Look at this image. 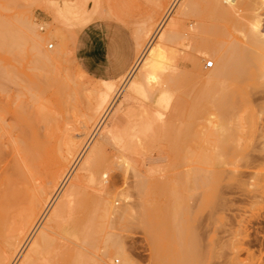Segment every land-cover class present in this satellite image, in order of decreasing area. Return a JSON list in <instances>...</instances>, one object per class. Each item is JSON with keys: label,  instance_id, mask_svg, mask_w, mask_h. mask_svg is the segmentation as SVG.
I'll list each match as a JSON object with an SVG mask.
<instances>
[{"label": "rangeland", "instance_id": "374dc122", "mask_svg": "<svg viewBox=\"0 0 264 264\" xmlns=\"http://www.w3.org/2000/svg\"><path fill=\"white\" fill-rule=\"evenodd\" d=\"M50 1H53L52 4ZM177 1L0 0L1 21L10 22L12 20L14 23V20H18L17 26L20 31L24 29L22 28L25 20L23 18L26 16V19L38 28L40 37H46L48 29L45 28L49 27L54 31L62 29L61 34L64 36L62 35L61 40H64L65 47L70 46L64 48L63 44L60 45V47L62 46L61 50L63 49L62 51L65 53L60 54L59 59L57 58L56 62L50 64L52 72L50 69L48 70L49 67L47 69H45L46 67L44 69L37 67L38 70L35 68L36 64L32 62L33 65H31V61L28 68L27 64L23 65L24 59L22 61L14 59V62L20 61L19 64L10 61V65L13 64L17 67L14 68L12 65L15 70L22 66L21 69L19 68L22 70L21 72L19 69L17 70L18 77H20L19 73H22L20 74L21 78H17L21 79V83L22 78H25L26 84H29L27 76L23 73L29 72V75L46 76L49 73L58 76L57 78L61 76L60 80L69 84L58 89L54 86H50L52 89L49 86L43 87V84L33 85L34 88L27 91L29 86L26 87L25 81L23 83L25 88L18 85L20 84L18 80L17 85L6 82L9 85L7 87L5 85L7 88L3 93L5 96L1 94L0 99L5 101L9 108L4 106L5 114L3 113L4 108L2 109L0 124L5 122L4 126L8 125L9 127L5 128L2 125L4 128L0 129V135L3 139L0 138V141L4 144L7 142V147H4L6 151H2L8 154L3 153L7 159L4 158L6 160L0 162V165H10L14 158V153L11 152L13 150L12 148L9 150L10 146L5 139L6 136L8 138L5 131L8 130L7 133H9L11 130V132L18 130L13 127L19 117H15L8 110L19 108V103L23 99L22 103H26L25 107L29 108V114H27L28 110L23 108L24 104L20 108L24 109V113L27 111L25 114L29 116L26 118L33 119L29 123L34 129H39L37 132L44 134L50 132L48 134L50 139L53 135V138L57 140V136L64 132L76 133L75 126L77 127V125L80 130L81 112L84 107L82 105L85 103L82 94L71 92L69 89L71 88L69 85H72L68 80L69 75H76L73 60L69 54L70 36L72 30L75 31V28L77 29L84 20L88 19L92 12L100 15L102 18L100 20L112 22L125 31L122 38L121 54L125 58L129 57L128 66L115 78L121 89H123L121 87L123 84L120 76L134 65L137 56L145 51L148 45L152 49L162 46L166 48L164 68L156 73V80L147 86L150 100L143 102L140 99L131 98L130 101H125L123 100L124 94L128 95V93L122 91L117 93L113 99L114 102L109 106L106 124L111 125L112 123H108L110 120L118 119V127L123 128L120 137L126 141L125 150L118 149L111 144L104 145V148L96 152V156L90 164L91 172L88 174L89 180H87L89 183L86 185L90 194L87 195V191L84 193L87 195H85L87 199L85 208L87 207V209L82 205L85 204L86 199H81V204L77 198L76 204L79 205L77 206L79 209L81 208V212L79 209L77 210V207L75 209L79 215L75 211L70 215L68 211L65 213V216H68L54 226L48 222L46 224V219L49 220L48 214L44 221L46 225L41 224V230H44L49 224L52 225L56 231L54 233L58 234L54 236L52 232L51 236H54L55 239L58 237V240L53 237L50 240L54 239V242H50L49 239L40 240L39 232L41 230L38 229V232H34L31 235L33 238L30 237L34 242L38 240L37 244L41 242V245H38L39 248L43 244V254L42 248L39 249L37 254H32V262L28 264H45L46 261L48 264H123L126 257L129 264H264V72L260 70L259 61L260 57L264 63V0L260 1L252 12L243 15L234 13L232 16L228 15L226 8L210 7L204 0ZM174 2L173 9L167 14ZM229 6V10L234 11V7ZM56 7L63 10L57 12ZM54 12H57L59 16H55L57 13L50 15ZM62 12L66 13V16ZM52 16L60 18V22L58 18L55 20ZM62 16H64V23L61 19ZM45 24H48V27H45ZM258 30L263 34L260 40L256 37ZM70 32L71 34H69ZM50 40L42 38V50L50 53L57 52L59 44L57 45L53 39ZM48 44L53 46L49 47ZM261 54L262 56H260ZM31 56L37 57V54L33 51ZM209 60L213 61L212 69L204 67V64ZM1 62L4 61L1 60ZM74 62H76L75 59ZM138 73L133 79L134 81L143 79L142 71H138ZM73 78L76 79V77ZM39 86L42 88L41 91H39ZM33 89H37L36 92L39 91L38 95L36 94L37 98ZM22 90L24 91L22 92ZM164 90L169 94L172 93L170 94L172 99L167 110H160L154 100L156 95ZM20 93L23 97L19 95ZM28 94L30 95L28 96ZM17 96L20 97H18L20 101ZM119 96H123V98ZM29 97H32L33 100ZM153 98L154 100H152ZM13 99L18 101L15 103L12 101ZM54 101L58 103L54 104ZM33 103H35V107L32 105ZM28 106L32 107L31 110ZM122 110H128L129 113L122 114ZM57 115L59 119H57ZM109 115L110 117H108ZM77 116L79 119H76ZM52 118L55 121H60L58 125ZM139 119H144L146 122L156 119L158 122L154 125L153 130L141 139V141L144 140L142 143L139 142L140 145L137 143L140 140L136 138V142L135 138L133 139L130 135V130L133 127L130 124ZM63 123L68 128H62ZM9 124L13 125L11 130ZM53 125L56 126L57 129L55 126L53 128L57 133L52 129ZM69 127L71 130L74 129L73 132L68 130ZM45 128L48 130L46 131ZM49 128L52 130L49 131ZM59 129L63 130L60 134L58 133ZM93 130L84 133L82 140L80 139L81 135H76L78 140H81V146L92 141L90 139H93L94 133H97ZM133 130L139 131V128ZM13 133V137L19 134L18 131L17 135L16 133L13 135ZM55 133L56 137H54ZM92 133L94 136L91 135ZM87 134L88 136L84 137ZM9 136L11 137V135ZM128 137L131 138L128 139ZM98 138L99 136H96L94 141ZM4 139L5 141H3ZM129 141H135V143L130 142L129 145ZM92 146L90 145V150ZM86 155L87 153L81 157L82 160L80 159L79 162L82 163L87 157ZM4 162L6 163L3 164ZM79 162L75 166L78 173H80L78 169L81 166ZM76 170L73 171L74 173L72 172L71 177L78 174ZM38 173L34 172L32 176H36ZM41 174H43L42 177H40ZM39 175L41 180L44 179L43 172H40ZM32 176H29L31 181L30 178L23 180L18 177V180L12 185L16 187L15 190L13 189L14 192L11 191L12 193L24 194L28 200L24 195H20V197H24L23 200L14 195L16 198L10 196V199L8 197L5 202L6 198L3 197L8 195L4 193L6 191L4 189L9 191V188L1 186L0 182V263L3 257L11 252L13 239L17 233L15 230H18L25 220L22 217L28 210V201L32 193L30 190L33 188L34 193V188L41 182H35V179H40L38 177L33 179ZM71 177L70 179H72ZM142 177H145L143 181H141ZM26 179L32 182L35 187L30 188L33 185L30 182L31 186L28 184L24 186L23 182L28 183ZM70 179L68 182L71 181ZM124 182H127V186ZM102 187L104 188L101 189ZM28 188L30 189L28 190ZM1 191L4 193L3 195ZM106 192H110L112 205L114 203L112 198H116L114 200L116 207L113 205L115 209L117 207L120 209L119 207L124 205L129 211L132 208L130 213L128 211L130 217L126 214L128 219L123 216L118 219L117 215H109L105 208L103 211L102 209L96 211L98 205L102 207L97 203L98 200L95 201V197L98 198L96 194L106 196L108 195ZM114 193L117 195L114 196ZM13 198H18L19 204L21 201L24 206L27 203L25 206L27 208L21 204L17 206L16 202L18 201H14ZM11 203L16 205L15 208ZM95 203H97L96 207ZM99 206L98 208H100ZM20 209L22 212H19ZM93 209L97 212L96 214L93 213ZM91 210L94 215L91 214ZM21 213L24 214L22 217ZM74 213L77 217L74 216ZM83 217H86L84 220L88 218L87 221H91V223L88 222V224L90 223L89 228L94 226L95 230L91 228L94 231L89 228L83 229L84 227L80 226L87 222L82 221ZM21 218L22 221L17 226V221ZM75 227H77L76 229L82 228L80 231L82 240L75 238L79 235L76 234ZM93 232H95L94 237L91 235ZM88 234L94 239L91 244L92 239H86L89 237ZM34 235H36L35 238ZM31 239L28 241L29 245L33 242ZM47 241L50 244L54 243L53 247ZM61 242H63L62 245ZM28 243L26 242L23 250H20L23 252L18 253L21 255L17 254L16 262L13 261L14 264L17 262L21 264V260H24L23 255L30 251L31 245L29 246ZM47 243L51 247H48ZM27 246H29L28 249ZM73 247L79 248V259L74 258L76 252ZM35 256H38V259H44V262L39 261V263Z\"/></svg>", "mask_w": 264, "mask_h": 264}, {"label": "bare ground", "instance_id": "6f19581e", "mask_svg": "<svg viewBox=\"0 0 264 264\" xmlns=\"http://www.w3.org/2000/svg\"><path fill=\"white\" fill-rule=\"evenodd\" d=\"M25 1V0H24ZM55 1V0H54ZM177 1V0H176ZM206 3H207V5L208 6H210V7H215V8H226L227 10H228V15L230 16H232V14H236V13H239V14H247V13H249V12H252L258 5H259V3H260V1H262V0H236V1H234V2H226L225 0H204ZM49 2V1H48ZM47 2V3H48ZM51 2H53V1H50V3ZM178 2V1H177ZM58 3V2H57ZM61 3V2H60ZM59 3V4H60ZM52 4V3H51ZM54 5L56 4V3H53ZM174 4H175V2L171 5V7L169 8V10H168V13L167 14H169V12L171 11V9H173V6H174ZM10 5H12V4H10ZM229 5H231L232 7H234V11H230L229 10ZM4 6V5H3ZM5 6H6V4H5ZM13 7V6H12ZM51 7H52V5H51ZM50 7V8H51ZM61 8L63 7L62 5L60 6ZM57 8V7H56ZM59 9V7L57 8V12H58V10H59V12H61V10H63V9ZM5 9V8H4ZM25 9V8H24ZM29 9V8H28ZM53 10V9H52ZM12 11V10H11ZM21 11V10H20ZM19 11V12H20ZM24 11V10H23ZM54 11V10H53ZM18 12V13H19ZM51 12V11H50ZM57 12H54V14H51L50 13V15H55V13H57ZM64 12V11H63ZM62 12V13H63ZM53 13V12H52ZM64 14V13H63ZM66 14V13H65ZM64 14V15H65ZM166 14V15H167ZM28 15V14H27ZM165 15V16H166ZM30 16H31V14H30ZM55 16H59L58 15V13H57V15H55ZM55 16H52L53 18H55ZM66 16V15H65ZM61 17V16H60ZM63 17L64 16H62V20H63ZM167 17V16H166ZM166 17H165V19H166ZM28 18H30L29 16H28ZM58 18V17H57ZM57 18H55V20H57ZM66 18V17H65ZM12 19V18H11ZM23 19H25V20H27L26 19V16H25V18H23ZM59 19V22H60V18H58ZM165 19H163V20H165ZM229 19H231V18H229ZM23 21L24 23H23V25H22V28H24L23 30L21 29L20 31H19V28H18V26H17V23H19L18 22V20L17 21H15L14 20V23L12 22V20L9 22H6V21H1L0 20V62H1V60L2 61H4V62H1L0 63V95L1 94H3V93H5L6 92V90H7V85H9L8 83L6 84V82H9V83H11L12 82V85L15 83H18L20 80H18L19 78H21V75L20 74H22V73H19V76L20 77H18L17 75V73H18V69L20 68L21 69V65L23 64V65H26L27 64V66L28 65H30L29 64V62L31 63V65H33L32 64V62L34 63V64H36V67L35 68H43L44 69V67H46L45 69H47L48 67V70L50 69H52V68H50V64L51 63H53L59 56H60V54H64L65 53V51L63 52L62 50H61V48H62V46L60 47V45H62L63 44V47L64 48H66V47H70V46H64V40H61V38H62V35L63 34H61L62 32H63V30L62 29H56L55 31L53 30V29H50L47 25L48 24H45V27L47 26L48 28H45V29H48L47 30V34H46V37L44 36H42V37H40V35H39V32H38V28H36V26H34L33 24H32V22H29L28 20L27 21ZM232 20V19H231ZM57 22V21H56ZM65 21L63 20V23H64ZM50 23V22H49ZM20 24H22L21 22H20ZM37 25V24H36ZM50 26V25H49ZM65 26V25H64ZM20 27H21V25H20ZM44 27V26H43ZM63 27V26H62ZM61 27V28H62ZM70 27V26H69ZM63 28H66V27H63ZM152 29V28H151ZM154 29V28H153ZM61 31V32H60ZM46 32V31H45ZM79 32V29H76L75 28V31H73L72 30V34H71V32L69 33V34H71V36H70V38H71V48L69 49L70 50V53L69 54H71V57H72V60H73V64H74V67H75V71H76V75H72L73 77H76V79L75 78H73L72 76H70L69 75V78H68V80H69V82H71L70 84H72V85H69L71 88H69V89H71V92L73 91H75V93L76 92H79V94H82L83 95V97H84V103H85V105H82V107H83V112H81V120H80V130H79V127H78V125H77V127L75 126V128H74V126H72V128H74L75 129V132L76 133H74L72 130H74V129H72L71 130V128L69 127V129L68 130H70V132L72 131L73 133H67V132H64V134L62 133V131L63 130H61L60 131V129H59V134H60V132L62 133V134H60V136H57L58 137V139L56 140V138H53V135H52V133H51V135H52V137H51V139H50V137L48 136V134H50V132H48V134H44L43 132L42 133H39V132H37L38 130L37 129H34L33 127H32V124L31 123H29L30 122V120H33V119H28V118H26V117H28L29 115H26L25 113L27 112V111H25V113H24V109L26 108V110H28L29 108H27V106L25 107V104L26 103H22L23 102V100H19V96H17V98H18V100L20 101V106L22 105V104H24V106H23V110H22V108H20V106H19V108L17 107L16 109H11L10 108V111L8 110V112H11L12 114H14L15 115V117H19L18 118V121H16L15 123H16V125L13 127V125H11V124H9L10 125V130H11V128L13 127V128H15L16 127V129H18V130H15V131H13V132H15L16 133V135H17V131L19 132V134H18V136H15V137H13L12 136V133L13 132H11L10 130V132L9 133H7L8 132V130L7 131H5V133L6 134H8V138H7V136L5 137V139H7V141H8V146H10L9 147V150H11L10 148H12V150L13 151H11L12 153H14V158L12 159V162H11V164L10 165H0V172H1V174H0V182H1V186H7L8 188H9V191H8V189H4V190H6V191H4V193L5 194H7L8 196H5V197H3V198H6V199H4V201L5 202H7V200H8V197H9V199H10V196L11 197H18L19 199L20 198H22V197H20V195H21V193H19L18 191V195H17V193H12L11 191H13V189L14 188H16V187H13L12 185H14L15 184V182H16V180H18L17 178L19 177V179L20 178H22L23 180H24V178H30L29 176H32V175H34L33 173L34 172H43L44 174H45V177H43L44 179H40L38 176H40L39 175V173H38V175H36V176H32L33 177V179H34V177L36 178V177H38V179H40V180H37V179H35V182H37V183H39V181H41L37 186H36V188H34L35 190H34V193H33V188L32 187H35L34 186V184L32 183V182H30L31 181V178L28 180V179H26V180H28V183H26V182H23V184H24V186L26 185V184H28V186L30 185L31 186V184H29V182L30 183H32L33 185L30 187V188H32L31 190H30V192H32L33 193V195H32V193H31V196L29 197V204H28V210H27V213L25 214L26 215V217H24L25 215L23 214V213H21V217H22V215H24L22 218L24 219L25 218V220H23V224L20 222V221H22V218L21 219H19V221H17L18 222V224H17V226L21 223V227H19V229L18 230H15V231H17V233L15 234V236H14V239H13V245L11 246V252H9L7 255H5L4 257H3V260H2V262L0 263V264H14V262H16V260L17 259H15V258H17V254L18 253H20L21 251V249L24 247V245H26V242L28 243V241L31 239V235L34 233V232H38L37 230L39 229V230H41L42 228H41V224H44V225H46V224H48V223H51V224H53V226L56 224V223H60V222H62L61 220L64 218V217H66V216H68V215H66L65 216V213H67L68 211H69V213H70V215L75 211V213L76 212H78V211H76V209H75V207H77V206H79V205H77L76 204V200H77V198H78V202L80 201V203L82 202L81 201V199L83 200V198L84 199H86V196L88 195V194H90V190H87L86 188H88L86 185L89 183V181H87V180H89L88 179V174H90V172H91V166H90V164H91V161H92V159L96 156V152L99 150H101L102 148H104V145H113V146H115V147H117L118 149H124L125 150V148H126V141H124L121 137H120V134H121V131H122V129L123 128H120V127H118V124H117V120L118 119H112V120H110L108 123H112L111 125H107L106 124V120H108V118H107V115H108V110H109V106L111 105V103L112 102H114V100L113 99H115V96L117 95V93L118 92H122L123 91V93H124V91H127L126 93H128V95L127 94H124L125 96H124V99L123 100H125V101H130L131 100V98H137V99H140V100H142L143 102H146V101H149L150 100V93H149V91H148V89H147V86L148 85H150V84H152L155 80H156V73L158 72V71H161V70H163V68H164V64H165V59H166V48H165V46L163 47H159V48H149V45L147 46V48L145 49V51H143L142 53H140L139 55H138V58H137V60H136V62H135V64H134V66L132 67V69L121 79V82H122V88L123 89H121V88H119V85H117L118 83L116 82V81H114V82H108V81H98V80H94V79H92V78H90V77H88L87 75H85L82 71H81V69L79 68V66H78V64L76 63V62H74V58H73V44H74V40H75V37L77 36V33ZM144 32V31H143ZM145 34V33H144ZM137 35V34H136ZM64 36V35H63ZM67 36V35H66ZM144 37H145V35H144ZM256 37L257 38H259V40L263 37V34H262V31H256ZM42 38L43 39H45V38H49V39H53V41L55 40L56 41V43H57V45L59 44V47H58V51L57 52H52V53H50V52H45V51H43L42 50V48H41V40H42ZM77 39V38H76ZM145 39V38H144ZM50 40V41H51ZM61 40V41H60ZM48 41V40H47ZM44 42V41H43ZM62 42V43H61ZM31 45H32V47H31ZM43 45H44V43H43ZM49 45V44H48ZM144 45V44H143ZM163 45V44H162ZM53 45H49V47H52ZM59 48H60V50H59ZM33 51L37 54V57H35V56H31V52L33 53ZM60 51H62L61 53H60ZM141 51H142V49H141ZM68 54V55H69ZM34 55V54H33ZM67 55V56H68ZM63 56V55H62ZM260 56H262V54L260 55ZM33 57H35V59H33ZM16 59H21V61L24 59L25 60V62H26V59L28 60L26 63L24 62V60H23V63L21 64V65H19V66H21V67H18V69L17 70H15L14 68H17V67H15L13 64V66H14V68H13V66L12 65H10L9 63H10V61H13V63H17V61L16 62H14ZM59 59V58H58ZM259 61H260V70H261V72H264V63H263V61H262V59H260V57H259ZM20 62V61H19ZM19 62L17 63V64H19ZM56 62V61H55ZM4 63V64H3ZM10 65V66H9ZM17 66V65H16ZM26 66V67H27ZM73 66V65H72ZM28 68H29V66H28ZM32 68V67H31ZM37 68V69H38ZM213 68V66L211 67V68H209V69H212ZM19 69V72H21L22 70H20ZM26 69V71H27V68H25ZM24 69V70H25ZM33 69V68H32ZM36 69V70H37ZM56 69V68H55ZM54 69V70H55ZM31 70V69H30ZM29 70V71H30ZM39 70V69H38ZM53 70H51V72H52ZM138 71L140 72V71H142V76H143V79L141 80V81H134L133 79L139 74L138 73ZM26 76H27V80H28V82H29V84L27 85L26 84V82L27 81H25L24 79L25 78H22V83H21V81L19 82L20 84H18L19 86H21V87H23L24 86V88H25V84H26V87H28L29 86V88L27 89V91L28 90H30V89H32V87H33V85H39V84H43V87L44 86H54V87H57V89L58 88H64V86L66 85V84H69V83H65V81H62V80H60V78H62L61 76L59 77V78H57L56 76H54V75H51V74H47L46 76H42V75H40V74H38V75H35V74H32V75H29L28 73L29 72H23ZM35 73V72H34ZM55 73V72H54ZM137 73V74H136ZM60 74V73H59ZM66 74V73H65ZM57 75V74H56ZM68 75V74H67ZM63 76V75H62ZM23 77V76H22ZM18 78V79H17ZM64 79H65V77H64ZM17 80H18V82H17ZM24 81H25V84L23 85V83H24ZM66 81H67V79H66ZM120 81V80H119ZM22 84V85H21ZM5 85H6V87H5ZM11 85V84H10ZM17 85V84H16ZM38 87V86H37ZM40 87V86H39ZM50 87V88H51ZM68 87V85L66 86V88ZM34 88V87H33ZM48 88V87H47ZM26 89H24L25 90V92H26ZM39 89V88H38ZM52 89V88H51ZM73 89V90H72ZM24 90H22V92L24 91ZM34 91H35V93L34 92H30V93H34L35 94V96H36V94L38 95V92L39 91H41L42 90V88L40 87V90L39 91H37L36 92V90L35 89H33ZM28 92V93H29ZM43 92H45L44 90H43ZM47 92V91H46ZM18 93V92H17ZM27 93V92H26ZM25 93V94H26ZM8 94V93H7ZM47 94V93H46ZM170 94H172V93H170ZM169 94V92L168 91H166V90H164L163 92H160V93H158L157 95H156V97H155V100H154V98L152 99V100H154V102H155V104H157L156 106H158L159 107V109L160 110H167L168 109V107H169V105H170V102H171V99H172V95H170ZM4 96H5V94H3ZM20 96H21V93L19 94ZM27 95V94H26ZM30 94H28V96H29ZM61 95V94H60ZM119 95V94H118ZM9 96V98H10V95H8ZM27 96V97H28ZM41 96V95H40ZM50 96V95H49ZM66 96H67V94H66ZM21 97H23V96H21ZM26 97V96H25ZM59 97V96H58ZM119 97H121V96H119ZM8 98V99H9ZM32 98V97H31ZM30 97H29V99H31ZM36 98H37V96H36ZM48 98V97H47ZM51 98V97H50ZM56 98V97H55ZM60 98V97H59ZM121 98H123V96L121 97ZM5 99V98H4ZM6 99H7V97H6ZM5 99V100H6ZM22 99V98H21ZM38 99H39V97H38ZM117 99V98H116ZM17 100V99H16ZM17 100V101H18ZM32 100H33V98H32ZM58 100H60V99H58ZM62 100V99H61ZM12 101H14V99L12 100ZM17 101H14L15 103L17 102ZM117 101H119V100H117ZM14 102H13V104H14ZM55 102V101H54ZM54 102H52V103H54ZM115 102H116V100H115ZM4 103V104H3ZM17 103V104H18ZM28 103V102H27ZM38 103V102H37ZM56 103H58V102H55L54 104H56ZM117 103V102H116ZM61 104V103H60ZM7 105V106H6ZM10 105H12L11 103H10ZM29 105V104H28ZM31 105V104H30ZM32 105H34V107H35V103H33ZM38 105V104H37ZM7 107V108H9L8 107V104L7 103H5V101L3 102V100H1L0 99V113L2 112V109L4 108V110H3V113L5 114V107ZM17 106V105H16ZM15 106V107H16ZM116 106V105H115ZM115 106H113V107H115ZM28 107H30V110H31V106H28ZM49 107H50V104H49ZM112 107V106H111ZM157 107V108H158ZM39 108V107H38ZM80 108V107H79ZM111 109V108H110ZM115 109V108H114ZM131 109V108H130ZM33 110V109H32ZM35 111V110H34ZM36 111H38L37 109H36ZM58 111V110H57ZM111 111V110H110ZM113 111V110H112ZM29 110H28V113L27 114H29ZM64 112V111H63ZM129 113V111L128 110H126V111H124V110H122V114H126V113ZM139 112H140V110H139ZM161 112V111H160ZM2 113V114H3ZM35 113V112H34ZM45 113V112H44ZM112 113V112H111ZM142 113V112H141ZM180 113V112H179ZM41 114H42V112H41ZM55 114V113H54ZM26 115V116H25ZM40 115V114H39ZM72 115H73V113H72ZM142 115V114H141ZM161 115V114H160ZM10 116V115H9ZM12 116V115H11ZM49 116V115H48ZM55 116H56V114H55ZM54 116V117H55ZM139 116H140V113H139ZM59 116L57 115V119H59L58 118ZM108 117H110V115L108 116ZM5 118V117H4ZM9 118H11V117H9ZM45 118V117H44ZM43 118V119H44ZM78 118V116L76 117V119ZM36 119V118H35ZM48 120H49V118H47ZM54 118H52V120H53ZM76 119H75V121H76ZM79 119V118H78ZM29 120V121H28ZM54 121H55V119H54ZM69 121V120H68ZM79 121V120H78ZM43 122V121H42ZM46 122H47V120H46ZM50 123H52L51 121H49ZM55 122H57V125H58V123L60 122H58V120L57 121H55ZM44 123V122H43ZM50 123H48V124H50ZM158 122H157V120L156 119H153V120H150L149 122H146L144 119H139V120H135V121H132V124H130V125H132L133 127L131 128V130H130V135H131V137L134 139L135 138V140H136V138H138L137 140H140V141H138L137 142V140H136V142L137 143H142V141L144 140H142L141 141V139L142 138H145L144 136H147L152 130H153V127H154V125H156ZM4 124H5V122H3V123H1L0 125V129L1 128H6L8 125H5L4 126ZM13 124V123H12ZM31 124V125H30ZM47 124V127H49V125ZM52 124H54V123H52ZM67 124V123H66ZM74 124H76V123H74ZM4 127H3V126ZM39 125V124H38ZM45 125V124H44ZM46 126V125H45ZM55 125H53V126H51L52 127V129H54L53 127H54ZM9 127V126H8ZM7 127V128H8ZM58 127V126H57ZM36 128V127H35ZM55 128H56V126H55ZM62 128H68V126L66 127L65 125H64V123H63V127ZM135 128H139V131H135V130H133V129H135ZM46 129V128H45ZM52 129H50L49 128V131L50 130H52ZM57 129V128H56ZM95 130V131H97V133L95 134L94 133V135H93V133L91 134V135H93L94 136V138H96V136H99V138H98V140L97 139H95V141H94V138L93 139H90V140H92V141H90V143L88 142V143H86V144H83L82 146H81V140H82V135L84 134V133H86L87 131H92V130ZM14 130V129H13ZM48 129H46V131H47ZM55 130V129H54ZM67 130V131H68ZM79 130V131H78ZM93 130V131H94ZM58 131V130H57ZM41 132V131H40ZM45 132V131H44ZM52 132V131H51ZM55 132H56V130H55ZM89 132V133H90ZM1 133V132H0ZM15 133H13V135L15 134ZM57 133V132H56ZM56 133H55V136L54 137H56ZM123 133V132H122ZM126 133V132H125ZM128 134V133H127ZM3 135H5L4 133H3ZM9 135H11V137L9 136ZM76 135L78 136V135H81V137H80V141L78 140V137H76ZM85 136H88V134L87 135H84V137ZM13 137V138H12ZM131 137H128V139L129 138H131ZM0 138H1V140L3 139V137L0 135ZM5 139L3 140V141H5ZM132 139V140H133ZM53 140V141H52ZM55 140V141H54ZM97 140V141H96ZM131 140V141H132ZM57 141H59V142H57ZM131 141H129V145H130V142ZM93 142V143H92ZM134 143H135V141H133ZM133 142H131V143H133ZM7 143V142H6ZM6 143L4 144V142H2V141H0V162L2 163L3 162V160H4V158H6V157H4L3 156V153L4 154H6L7 152H4V151H2V150H5V146L7 147V145H6ZM92 143V144H91ZM140 143H139V145H140ZM90 145L92 146V149L90 150ZM138 145V144H137ZM90 147V148H89ZM128 147V146H127ZM88 148H89V152H88ZM6 151V150H5ZM87 151V152H86ZM12 153H11V155H12ZM85 153H87V157H85L84 158V160L82 161V163L81 162H79V160L81 159V157L83 156L84 157V155H85ZM8 154V153H7ZM9 155H10V153H9ZM6 156V155H5ZM13 156V155H12ZM3 157V158H2ZM12 158V157H11ZM7 159V158H6ZM5 159V160H6ZM4 160V161H5ZM9 160V159H8ZM82 160V159H81ZM81 163V166H80V169H78V170H80V173H78L77 172V170L75 169L76 167V164L77 163ZM6 162H4L3 164H5ZM76 170V172L78 173V174H75V176L74 177H71L72 176V174L74 173L73 171H75ZM73 172V173H72ZM43 176V174H41V176L40 177H42ZM70 177L72 178V179H70ZM145 177H142L141 178V181H143V179H144ZM32 179V180H33ZM69 179L71 180L70 182H68L69 181ZM25 180V181H26ZM22 181V180H21ZM34 181V180H33ZM127 181V180H126ZM128 182V181H127ZM126 182V183H127ZM18 183V182H17ZM68 183V184H67ZM125 183V182H124ZM125 183V184H126ZM11 184V186H9ZM21 184V183H20ZM67 184V185H66ZM22 185V184H21ZM95 185V184H94ZM93 185V186H94ZM27 186V187H28ZM95 186H97V185H95ZM126 186H127V184H126ZM11 187V188H10ZM13 187V188H12ZM124 187V186H123ZM30 188H28V190L30 189ZM92 188H94V187H92ZM96 188H100V187H96ZM104 187H102L101 189H103ZM111 188V187H110ZM109 189V188H108ZM15 190V189H14ZM19 190V189H18ZM97 190V189H96ZM109 190H112V189H109ZM2 191H3V188H2ZM2 191H1V193H2ZM86 191H87V193H86ZM93 191H95L94 189H93ZM101 191V190H100ZM10 192V193H9ZM14 192V191H13ZM23 192V191H22ZM29 192V191H28ZM89 192V193H88ZM96 192V191H95ZM108 192V191H107ZM106 192V193H107ZM4 193H2V195L4 194ZM23 193H26V192H23ZM84 193H86V194H84ZM98 193V192H97ZM101 193V192H100ZM110 193V192H109ZM109 193H107L108 195H106V196H99L100 194H96L97 196H98V198L97 197H95L96 198V200L95 201H97L98 200V204H100L102 207H100L99 205V207L100 208H98V206H97V208H96V211H98V209H102V211L104 210V208H105V211L107 212V214H109V215H117V218L119 219V218H122V216H123V218H126V219H128V214L130 213V211H131V209L132 208H130V211L129 210H127L128 208L127 207H124V206H121L122 208H124L125 210H126V212H125V210L123 211V209L121 208V207H119L120 209H115V207H116V205H115V203H116V201H114L115 199H113L112 198V200H113V205L115 206H113L112 205V203H111V196H110V194ZM13 194V195H12ZM28 194V193H27ZM91 194H94V193H91ZM104 194V193H103ZM15 195V196H14ZM24 195V194H23ZM23 195H21V196H23ZM84 195V196H83ZM86 195V196H85ZM112 195V194H111ZM115 195H117V193L115 194L114 193V196ZM29 196V195H28ZM91 196V195H90ZM89 196V197H90ZM15 197V198H16ZM24 197H25V195H24ZM23 197V198H24ZM82 197V198H81ZM91 197H93V196H91ZM100 197V198H99ZM120 197V196H119ZM118 197V198H119ZM14 199L13 198V200L15 201V200H19V199ZM23 198H22V200H23ZM94 198V199H95ZM118 198H117V200H118ZM25 199H27L28 200V198H26L25 197ZM24 199V201L26 202V200ZM101 199V200H100ZM102 201L101 203H100V201ZM9 202V201H8ZM10 202H12V201H10ZM24 202V203H25ZM14 203V202H13ZM16 203H18L19 204V201L18 202H16ZM79 203V204H80ZM87 203V199H86V202H85V204L83 203H81L82 205H84V208H85V206L87 205L86 204ZM97 203H95V207H96V205H97ZM118 203V202H117ZM12 204V203H11ZM15 204V203H14ZM18 204H16L17 206H20V204H21V201H20V204L18 205ZM26 204L27 203H25V206H26ZM104 204V205H103ZM8 205V204H7ZM13 205V204H12ZM15 205V206H16ZM76 205V206H75ZM81 205V206H82ZM91 205V204H90ZM11 206V205H10ZM9 206V207H10ZM14 206V205H13ZM15 206H14V208H15ZM21 206H23L24 208H27V207H25L24 206V204H21ZM104 206V207H103ZM119 206V205H118ZM127 206V205H126ZM17 208V207H16ZM75 209V210H74ZM79 208L77 207V210H78ZM81 209V208H80ZM80 209H79V212H81L80 211ZM85 209H87V207L85 208ZM12 210V209H11ZM18 210V209H17ZM21 211H19V212H22V209H20ZM119 210V211H118ZM120 210H122V212H120ZM134 210V209H133ZM132 210V211H133ZM13 211V210H12ZM15 211V210H14ZM72 211V212H71ZM82 211H83V209H82ZM89 211H90V209H89ZM94 209H93V213H97ZM100 212H101V210H99ZM104 211V212H105ZM128 211H129V213H128ZM85 212V211H84ZM99 212V213H100ZM24 213H25V211H24ZM74 213V216H76L77 217V215L76 214H78V213H76L75 214ZM83 213V212H82ZM88 213V212H87ZM92 213V210H91V214H93ZM98 213V214H99ZM123 213H125L124 215H123ZM132 213H134V212H132ZM16 214V213H15ZM14 214V215H15ZM49 214V215H48ZM126 214L128 215V216H126ZM47 215L49 216V220L47 221ZM79 215V214H78ZM87 215V214H86ZM94 215V214H93ZM102 215V214H101ZM130 215H134V214H130ZM89 216H91V215H89ZM18 217H20L19 215H18ZM45 217L47 218L46 219V221H45ZM79 217V216H78ZM96 217V216H95ZM112 217V216H111ZM130 217V216H129ZM84 218H86V217H83V218H81L82 219V221H87V219L86 220H84ZM93 218V217H92ZM110 218V217H109ZM43 220V222H41ZM93 220V219H92ZM121 220V219H120ZM44 221L46 222V224L44 223ZM78 221V220H77ZM80 221V220H79ZM48 222V223H47ZM88 222H90L91 223V221L90 220H88L86 223H87V225H80L81 227L83 226L84 228L83 229H88L90 226H89V224H88ZM81 223V222H80ZM76 224V223H75ZM77 225V224H76ZM92 225V224H91ZM12 226H13V224H12ZM53 226L52 225H48V226H46L45 227V229L44 230H41V232H39V234H40V236H39V238H40V240H48L49 239V241L50 242H54V236H56L58 233H54V232H56L55 230H54V228H53ZM63 227V226H62ZM12 228V227H11ZM17 228V227H16ZM77 227H75V232H76V234H79L78 236H76L75 238L76 239H81L82 240V237H81V235H80V231H82L81 229H80V227H78V229H76ZM91 228H94V226L93 227H91ZM91 228H89L90 230H92ZM14 229V228H13ZM12 229V230H13ZM56 229V228H55ZM80 229V230H79ZM94 230H95V228H94ZM94 230H92V231H94ZM53 232V234H54V236H51V233ZM65 232V231H64ZM70 233V232H69ZM95 232H93L91 235H92V237H94L93 236V234H94ZM56 234V235H55ZM66 234V233H65ZM82 234V233H81ZM90 234H88L87 236H89ZM31 236V237H30ZM35 236L36 235H34V238H35ZM70 236H72V235H70ZM86 236V237H87ZM29 237H30V239H29ZM38 237V236H37ZM36 237V238H37ZM54 238V239H52V240H50V238ZM85 237V236H84ZM85 237V238H86ZM92 237L91 236H89V237H87L86 239L87 240H89L90 238L92 239ZM33 238V237H32ZM122 238V237H121ZM29 239V240H28ZM57 240H58V237L56 238ZM55 239V240H56ZM62 240H63V238H61ZM60 239V240H61ZM32 240V239H31ZM68 240V239H67ZM94 239H92L91 241H90V244L91 243H93L92 241H93ZM33 242H34V240H32ZM49 241H47L48 243H49ZM31 242V246L29 245V243H28V245L30 246V248H29V252L27 253H25L24 255H23V257H24V260H21V264H28V263H30V262H32V254H37L38 252V250L39 249H41L42 248V254H43V244H42V247L41 248H39V246L38 245H41V242H39L38 244H37V242H38V240L36 241V242ZM73 242V241H72ZM77 242V241H76ZM82 242V241H81ZM84 242H85V239H84ZM122 242V241H121ZM32 243H33V245H32ZM43 243V242H42ZM47 243V244H48ZM50 244V243H49ZM49 244L47 245L48 247H51L52 246V244L54 245V243H51L50 245L51 246H49ZM61 245L63 244V242H61L60 243ZM76 244V243H75ZM88 244H89V241H88ZM58 245V244H57ZM87 245V244H86ZM29 246H27V249H28V247ZM80 246V245H79ZM26 247V246H25ZM53 247V246H52ZM76 248L77 247H73V249H75L74 251L76 252V255L74 254V258H76V259H79V248H77V251H76ZM234 249H237L236 247H234ZM23 250V249H22ZM36 250V251H35ZM73 251V252H74ZM23 252V251H22ZM21 252V253H22ZM34 252H36V253H34ZM40 253V252H39ZM51 253V252H50ZM77 253H78V255H77ZM19 255H21V254H18V256ZM39 255H41V254H39ZM47 257V256H46ZM19 258V257H18ZM35 258H39L38 256L36 257L35 256ZM40 258H42L41 256H40ZM127 258V257H126ZM125 258V260H123V264H129L128 263V261H127V259ZM23 259V258H22ZM34 259V258H33ZM44 259H38L37 261L39 262H41L42 263V261H43ZM14 261V262H13ZM13 262V263H12ZM23 262V263H22ZM39 262V263H40ZM44 262V261H43ZM37 263V262H36ZM17 264H20V263H18L17 262ZM45 264H48L47 263V261H46V263ZM53 264V263H52Z\"/></svg>", "mask_w": 264, "mask_h": 264}, {"label": "crops", "instance_id": "0c3cea01", "mask_svg": "<svg viewBox=\"0 0 264 264\" xmlns=\"http://www.w3.org/2000/svg\"><path fill=\"white\" fill-rule=\"evenodd\" d=\"M100 19H102L100 15L92 12V15L78 26L79 32L74 40L73 55L81 71L88 77L98 81L114 82L128 66L129 57L125 58L121 54L125 31L112 22ZM133 66L120 78H123Z\"/></svg>", "mask_w": 264, "mask_h": 264}, {"label": "built area", "instance_id": "2783aa9c", "mask_svg": "<svg viewBox=\"0 0 264 264\" xmlns=\"http://www.w3.org/2000/svg\"><path fill=\"white\" fill-rule=\"evenodd\" d=\"M226 2H234V1H236V0H225ZM213 66V61L212 60H209V61H207L205 64H204V67L206 68V69H209V68H211Z\"/></svg>", "mask_w": 264, "mask_h": 264}]
</instances>
